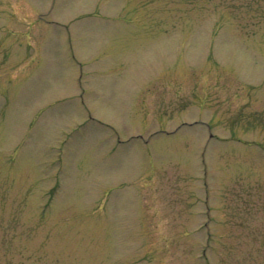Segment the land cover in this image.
Instances as JSON below:
<instances>
[{"label":"rangeland","instance_id":"rangeland-1","mask_svg":"<svg viewBox=\"0 0 264 264\" xmlns=\"http://www.w3.org/2000/svg\"><path fill=\"white\" fill-rule=\"evenodd\" d=\"M216 1L0 0V264H264V6Z\"/></svg>","mask_w":264,"mask_h":264},{"label":"trees","instance_id":"trees-1","mask_svg":"<svg viewBox=\"0 0 264 264\" xmlns=\"http://www.w3.org/2000/svg\"><path fill=\"white\" fill-rule=\"evenodd\" d=\"M253 1L255 3H257V5H256L257 7L264 6V0H253ZM249 2H250V0H220L221 4H228V5L235 4L236 6L242 5V6H246V8H250ZM215 4L219 5V0H218V2L216 1ZM252 9H257V8H252Z\"/></svg>","mask_w":264,"mask_h":264}]
</instances>
